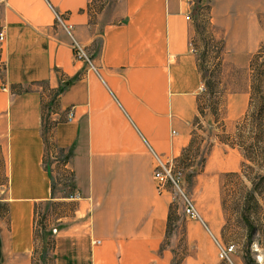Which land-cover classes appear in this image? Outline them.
<instances>
[{
    "label": "crops",
    "instance_id": "1",
    "mask_svg": "<svg viewBox=\"0 0 264 264\" xmlns=\"http://www.w3.org/2000/svg\"><path fill=\"white\" fill-rule=\"evenodd\" d=\"M101 2L0 1V264H33L38 211L57 203L68 208L49 228L55 264H173L171 191L153 179L148 147L175 167L191 142L204 90L191 45L198 8L234 65L264 39V0ZM53 12L97 73L74 58ZM204 160L207 173H236L242 155L217 143ZM201 239L185 264H217Z\"/></svg>",
    "mask_w": 264,
    "mask_h": 264
},
{
    "label": "rangeland",
    "instance_id": "2",
    "mask_svg": "<svg viewBox=\"0 0 264 264\" xmlns=\"http://www.w3.org/2000/svg\"><path fill=\"white\" fill-rule=\"evenodd\" d=\"M101 3L112 6L113 0ZM197 12V31L191 45L197 51L204 90L199 114L192 125L188 156L182 163L176 162L175 167L182 176V189L193 201L204 225L186 218L180 205L171 203L164 245L175 249L173 264H185V260L194 261L195 253L202 247L203 234L213 245L217 264H264V193L258 196L257 191H253L251 183L240 173L241 168L236 173L217 175L204 171L205 155L214 144L223 143L234 134L247 110L249 63L258 49L242 60L244 65L232 64L236 60L235 53L224 49L221 36L210 26L205 7L200 6ZM261 24L264 30V15ZM261 43L264 44V39ZM0 77L3 76L0 74ZM243 161L242 156L241 164ZM60 187L58 192L62 194ZM46 207L38 211L35 221V232L46 238L36 246L33 264H55L51 258L53 243L49 228L57 224L55 218L68 208L61 203ZM211 234L219 245L233 247L229 256L231 263L218 257V247Z\"/></svg>",
    "mask_w": 264,
    "mask_h": 264
},
{
    "label": "trees",
    "instance_id": "3",
    "mask_svg": "<svg viewBox=\"0 0 264 264\" xmlns=\"http://www.w3.org/2000/svg\"><path fill=\"white\" fill-rule=\"evenodd\" d=\"M249 70L251 75L247 110L237 124L234 134L223 143L240 150L244 159L240 173L251 183L253 191H257L259 196L264 193V44L260 45L252 56ZM191 142L177 160L178 164L188 156ZM255 179H257L256 183ZM170 215L169 207L168 222L171 219ZM35 238L40 239L41 242L45 241V235H39L37 232ZM35 254L36 251L34 256ZM39 260L42 261V256Z\"/></svg>",
    "mask_w": 264,
    "mask_h": 264
},
{
    "label": "built area",
    "instance_id": "4",
    "mask_svg": "<svg viewBox=\"0 0 264 264\" xmlns=\"http://www.w3.org/2000/svg\"><path fill=\"white\" fill-rule=\"evenodd\" d=\"M2 1V0H0ZM54 14L55 24L66 34L69 39V45L72 50L73 56L77 61L84 62L90 69L97 73V70L92 61V55L89 52L88 48L81 44L74 36V26L67 22V20L56 12ZM186 20H189V16L185 17ZM4 32L0 30V53L2 51V45L4 43ZM3 60L0 59V74L3 76ZM4 90V87L2 88ZM74 114L73 110L70 109L66 113L65 120L71 122L73 120ZM150 153L152 154L155 160V170L153 172V179L158 183L160 187H169L171 191V200L172 203L180 205L182 214L189 219L199 221L204 225V221L200 217L193 201L187 196V194L182 189V176L174 167L172 161L164 160L157 154H155L152 149L148 147ZM211 237L215 241L218 247V257L226 262H230V254L233 251V247H224L218 244L216 239L211 234ZM99 244V242H95Z\"/></svg>",
    "mask_w": 264,
    "mask_h": 264
}]
</instances>
